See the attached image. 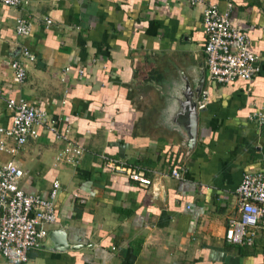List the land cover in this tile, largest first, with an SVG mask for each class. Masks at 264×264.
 <instances>
[{"label": "crops", "instance_id": "obj_1", "mask_svg": "<svg viewBox=\"0 0 264 264\" xmlns=\"http://www.w3.org/2000/svg\"><path fill=\"white\" fill-rule=\"evenodd\" d=\"M205 3L232 5L231 22L247 32L260 72L248 82L210 85L189 155L158 122L164 102L149 82L171 73L163 68L173 74L176 66L205 69L203 6L187 0H28L22 9L0 3V127L11 126L6 100L24 99L58 129L39 128L19 149L7 139L15 152L0 151V165H20L26 193L47 196L59 182L58 219L48 230L61 228L71 245L82 246L49 251L44 239L22 264H264V231L253 247L225 241L227 220L240 217L235 190L243 175L264 172V122L250 117L264 116V0ZM19 16L31 23L26 38L15 34ZM15 60L25 67L21 84ZM70 142L84 150L74 167L59 159ZM103 157L143 170L151 183H162L160 191L154 195L151 184L108 170ZM0 264L12 263L0 256Z\"/></svg>", "mask_w": 264, "mask_h": 264}, {"label": "built area", "instance_id": "obj_2", "mask_svg": "<svg viewBox=\"0 0 264 264\" xmlns=\"http://www.w3.org/2000/svg\"><path fill=\"white\" fill-rule=\"evenodd\" d=\"M28 0H0V3L22 9ZM190 6H203L202 29L205 36L203 54L207 85L203 87L198 99L197 109L204 110L210 98V85L223 86L236 80L251 81L260 72L259 58L252 52L245 30L233 26L231 22L232 5L220 9L216 4H206L205 0H187ZM50 24V20H46ZM31 32V23L19 16L15 19V34L26 38ZM23 55L34 61V55L24 47ZM11 67L16 83L25 80L24 65L15 60ZM1 95V92H0ZM6 107L11 112V126L0 127V151L14 153L8 148L7 139L13 140L16 148H22L29 139H36L38 129L45 128L55 134L58 129L54 120H49L42 108L32 105L24 99H7ZM261 123L264 116L254 113L250 116ZM63 130V135L67 134ZM82 144L70 142L61 152L59 159L68 165L76 166L83 154ZM105 167L127 177L141 186H149L151 180L143 170L119 160L103 157ZM25 173L20 165L10 160L0 165V256L12 264L28 261L30 250L38 248L48 233V227L57 223L56 199L60 188L54 182L47 196L26 193L21 182ZM172 176L180 180L179 170H173ZM239 218H229L225 230V241L240 247H253L257 236L264 231V172L245 173L235 190Z\"/></svg>", "mask_w": 264, "mask_h": 264}, {"label": "water", "instance_id": "obj_3", "mask_svg": "<svg viewBox=\"0 0 264 264\" xmlns=\"http://www.w3.org/2000/svg\"><path fill=\"white\" fill-rule=\"evenodd\" d=\"M175 74L162 76L160 81L151 80L164 104L159 110L158 122L171 133L180 138L181 146L189 155L197 142L199 110L197 103L205 82L204 66H191L188 69L175 68ZM162 183L152 182L154 195L160 191ZM45 246L49 251L66 252L79 250L82 246L71 245L67 233L61 228L51 229L45 238ZM42 246V247H43Z\"/></svg>", "mask_w": 264, "mask_h": 264}, {"label": "rangeland", "instance_id": "obj_4", "mask_svg": "<svg viewBox=\"0 0 264 264\" xmlns=\"http://www.w3.org/2000/svg\"><path fill=\"white\" fill-rule=\"evenodd\" d=\"M182 45V44H181ZM183 47L184 48H186L187 50H189L190 51V53L192 54V56H196L197 55V49H196V47L194 46V45H191V44H183Z\"/></svg>", "mask_w": 264, "mask_h": 264}, {"label": "flooded vegetation", "instance_id": "obj_5", "mask_svg": "<svg viewBox=\"0 0 264 264\" xmlns=\"http://www.w3.org/2000/svg\"><path fill=\"white\" fill-rule=\"evenodd\" d=\"M162 71H164V72H168V73H169V72L172 73L174 70H173V69H165V68H163ZM156 73H157V72H156ZM156 73L154 72V73L152 74L154 78L158 77ZM171 73H170V74H171Z\"/></svg>", "mask_w": 264, "mask_h": 264}]
</instances>
